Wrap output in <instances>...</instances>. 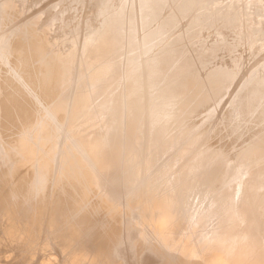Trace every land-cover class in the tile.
<instances>
[{
    "label": "bare ground",
    "instance_id": "6f19581e",
    "mask_svg": "<svg viewBox=\"0 0 264 264\" xmlns=\"http://www.w3.org/2000/svg\"><path fill=\"white\" fill-rule=\"evenodd\" d=\"M0 264H264V0H0Z\"/></svg>",
    "mask_w": 264,
    "mask_h": 264
}]
</instances>
